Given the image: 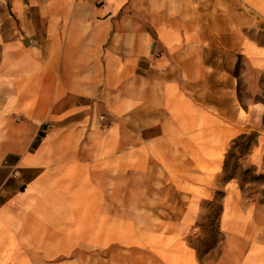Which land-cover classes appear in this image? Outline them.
<instances>
[{
  "label": "crops",
  "instance_id": "1",
  "mask_svg": "<svg viewBox=\"0 0 264 264\" xmlns=\"http://www.w3.org/2000/svg\"><path fill=\"white\" fill-rule=\"evenodd\" d=\"M260 76L264 0H0V264H264Z\"/></svg>",
  "mask_w": 264,
  "mask_h": 264
},
{
  "label": "rangeland",
  "instance_id": "2",
  "mask_svg": "<svg viewBox=\"0 0 264 264\" xmlns=\"http://www.w3.org/2000/svg\"><path fill=\"white\" fill-rule=\"evenodd\" d=\"M240 60H238V64ZM240 92L239 95L241 97V101L244 105L248 103V101L244 98V96L247 94L245 92L244 84L239 83ZM259 84H260V91L259 94L254 97V99H260L264 101V81L263 77H259ZM245 139H241L238 143V145L242 146L244 145ZM240 146V147H241ZM240 147H236L233 150L234 157L229 159L228 166H227V173L224 174V176H228L230 173L235 174L238 177V184L240 188L243 189L245 195L252 197L257 202L264 203V185L262 184L261 179L253 180L252 177L257 175L255 170L252 166H249L245 164L242 160L243 158L248 154L245 153L244 155H240L238 152L240 150ZM237 157V158H235ZM245 168H251V173H243V169ZM219 198L217 200H213L209 204H207V209L205 211V216H203L202 221L200 224L202 226H199L196 233L190 235L189 238L193 239L194 241L198 242L199 244V252L200 255L206 256V253L211 248L213 249L218 242V239L220 237L218 225L216 223L218 212H219ZM213 256V252H211V258Z\"/></svg>",
  "mask_w": 264,
  "mask_h": 264
},
{
  "label": "trees",
  "instance_id": "3",
  "mask_svg": "<svg viewBox=\"0 0 264 264\" xmlns=\"http://www.w3.org/2000/svg\"><path fill=\"white\" fill-rule=\"evenodd\" d=\"M255 133L254 132H250L248 134H241L239 135V137L237 139H235L232 144H231V147L230 149L226 152V157H225V161H224V165H223V171H224V174L227 173V166H228V162H229V159L234 157V154H233V150L236 148V147H240L238 145L239 141L241 139H245V143L244 145L242 144V146L240 147V150H239V154L240 155H244L245 153L249 152V150L251 149V146L255 143ZM237 158V157H235ZM243 173H251L252 170L251 168H245L242 170ZM236 176L235 174H232L230 173L228 176H224L223 178H229V177H234ZM261 179L262 181H264V174H258V175H255L252 177L253 180H257V179ZM221 196H222V192L221 191H217L216 195H215V200H217V198H219V202H218V206H219V211H220V199H221ZM219 214V212H218ZM218 217V216H217Z\"/></svg>",
  "mask_w": 264,
  "mask_h": 264
}]
</instances>
